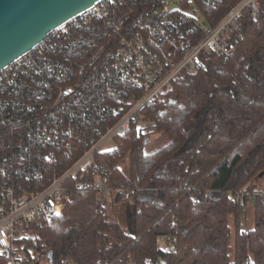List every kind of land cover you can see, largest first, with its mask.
Listing matches in <instances>:
<instances>
[{
  "label": "trees",
  "instance_id": "1",
  "mask_svg": "<svg viewBox=\"0 0 264 264\" xmlns=\"http://www.w3.org/2000/svg\"><path fill=\"white\" fill-rule=\"evenodd\" d=\"M194 1L215 24L240 0ZM260 4L256 22L244 13L233 53L177 77L170 92L143 108L154 133L165 137L160 147L147 152L132 123L114 148L96 156L109 172L112 195L137 185L132 226L109 220L107 204L96 203L93 191L75 190L59 216L22 228L18 243L36 255L22 264H264V200L257 198L250 208L251 228L239 206L245 187L258 191L264 184V0ZM117 17L81 24L67 39L52 40L54 51L33 68L51 61L50 91L90 78L86 103L96 115L124 100L119 91L129 88L116 80L108 87L95 75L117 39ZM43 75L32 79L37 83ZM120 117L106 115L105 128ZM80 154L81 147L62 150L46 170L60 174ZM124 161L126 170L120 167ZM0 264H7L5 256Z\"/></svg>",
  "mask_w": 264,
  "mask_h": 264
},
{
  "label": "built area",
  "instance_id": "2",
  "mask_svg": "<svg viewBox=\"0 0 264 264\" xmlns=\"http://www.w3.org/2000/svg\"><path fill=\"white\" fill-rule=\"evenodd\" d=\"M205 1L210 5L219 0ZM245 12L256 22L262 12L260 0H240L215 24L195 1L102 0L0 70V256L7 258V264L35 259L31 249L18 243L25 236L22 228L59 216L75 190L93 191L96 203L102 205L117 197L132 200L137 185L111 197L109 172L95 162L96 156L114 148L115 139L124 136L132 123L149 143L153 123L142 114L143 108L170 92L177 77L203 71L209 61L233 53L242 38ZM115 17L117 39L95 75L108 87L116 80L130 89H121L124 100L96 115L86 103L91 98L90 78L64 82L50 91L51 61H44L39 72L33 68L40 56L54 51L52 40L67 39L81 24ZM41 72L42 79L35 83L32 74ZM108 114L121 117L105 128L102 118ZM77 147L81 154L65 171L46 170L45 164L60 151ZM182 187L189 189L187 183ZM257 198L264 200V189L245 187L239 195L240 208L246 211ZM163 249L169 251L170 246Z\"/></svg>",
  "mask_w": 264,
  "mask_h": 264
},
{
  "label": "water",
  "instance_id": "3",
  "mask_svg": "<svg viewBox=\"0 0 264 264\" xmlns=\"http://www.w3.org/2000/svg\"><path fill=\"white\" fill-rule=\"evenodd\" d=\"M102 0H0V70ZM51 261V254H47Z\"/></svg>",
  "mask_w": 264,
  "mask_h": 264
},
{
  "label": "rangeland",
  "instance_id": "4",
  "mask_svg": "<svg viewBox=\"0 0 264 264\" xmlns=\"http://www.w3.org/2000/svg\"><path fill=\"white\" fill-rule=\"evenodd\" d=\"M191 4H194V1L193 0H189ZM144 138V136H143ZM147 138H148V141L149 143H145V150L148 152V151H151V150H154L158 147H160L164 141H165V137L161 134V133H154V129L153 131H150L147 135ZM145 139V138H144ZM120 167L123 169V170H126L127 168V161H124ZM111 197L113 198L114 197V194L111 195ZM126 204V203H125ZM121 208H124V203L122 204L121 203ZM120 207H112L110 203H107V216H108V219L111 220V221H118L120 222L119 220H121V222H123V218H122V209ZM246 218H245V223H246V227L248 228L249 227V223H250V227H252V224H253V218H252V212H251V209L248 208L246 211ZM133 216H130V218L132 219ZM129 218V219H130ZM251 218V220H250ZM251 221V222H250ZM128 225V224H127ZM131 225H128V226H125L126 228L129 229Z\"/></svg>",
  "mask_w": 264,
  "mask_h": 264
},
{
  "label": "crops",
  "instance_id": "5",
  "mask_svg": "<svg viewBox=\"0 0 264 264\" xmlns=\"http://www.w3.org/2000/svg\"><path fill=\"white\" fill-rule=\"evenodd\" d=\"M262 189H264V184H262ZM111 204L112 207H122L121 206V203L123 204L124 203V208H121L122 209V218H123V222L120 221V223L122 224V226H128V225H131L133 224V221H134V212H135V207H134V202L131 200V201H110L109 202ZM126 203V204H125ZM130 216H133L132 219L130 218ZM246 217V215H245ZM130 218V219H129ZM251 220V218H250ZM251 222V221H250ZM128 224V225H127ZM249 227H250V223H249Z\"/></svg>",
  "mask_w": 264,
  "mask_h": 264
}]
</instances>
